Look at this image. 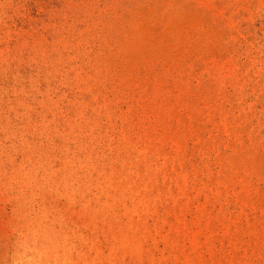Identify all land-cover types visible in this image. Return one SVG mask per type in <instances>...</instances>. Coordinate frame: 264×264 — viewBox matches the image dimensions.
I'll return each instance as SVG.
<instances>
[{"label": "rangeland", "instance_id": "rangeland-1", "mask_svg": "<svg viewBox=\"0 0 264 264\" xmlns=\"http://www.w3.org/2000/svg\"><path fill=\"white\" fill-rule=\"evenodd\" d=\"M0 264H264V0H0Z\"/></svg>", "mask_w": 264, "mask_h": 264}, {"label": "bare ground", "instance_id": "bare-ground-1", "mask_svg": "<svg viewBox=\"0 0 264 264\" xmlns=\"http://www.w3.org/2000/svg\"><path fill=\"white\" fill-rule=\"evenodd\" d=\"M171 26V25H170ZM221 187V186H220ZM215 210V209H214Z\"/></svg>", "mask_w": 264, "mask_h": 264}]
</instances>
